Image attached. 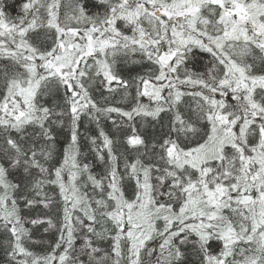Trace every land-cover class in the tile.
Wrapping results in <instances>:
<instances>
[{
  "label": "snow or ice",
  "instance_id": "snow-or-ice-1",
  "mask_svg": "<svg viewBox=\"0 0 264 264\" xmlns=\"http://www.w3.org/2000/svg\"><path fill=\"white\" fill-rule=\"evenodd\" d=\"M11 7L0 264H264V0Z\"/></svg>",
  "mask_w": 264,
  "mask_h": 264
},
{
  "label": "trees",
  "instance_id": "trees-1",
  "mask_svg": "<svg viewBox=\"0 0 264 264\" xmlns=\"http://www.w3.org/2000/svg\"><path fill=\"white\" fill-rule=\"evenodd\" d=\"M95 2V0H93ZM8 3L12 5L11 8H6V11L11 12L13 15H15L18 11L19 5L22 3V0H8ZM61 143L63 142V137H60ZM3 254L0 253V257H2Z\"/></svg>",
  "mask_w": 264,
  "mask_h": 264
}]
</instances>
